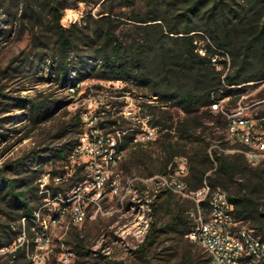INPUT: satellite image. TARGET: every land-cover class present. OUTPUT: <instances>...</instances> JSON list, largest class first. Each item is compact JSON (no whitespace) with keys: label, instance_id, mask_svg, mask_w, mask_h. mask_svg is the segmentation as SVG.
<instances>
[{"label":"trees","instance_id":"1","mask_svg":"<svg viewBox=\"0 0 264 264\" xmlns=\"http://www.w3.org/2000/svg\"><path fill=\"white\" fill-rule=\"evenodd\" d=\"M119 4L130 10L135 35L128 40L124 34L117 33L113 13L108 11L96 19L98 25L93 35L85 40L77 35L79 27L76 22L69 26L61 23L66 5L63 0H43L55 45L51 64L54 76L60 84L68 79V71L78 62L70 57V52L74 49L78 58L81 51H85L79 48L82 42L98 61L92 69L84 66L82 69L86 73L99 79L139 81L146 92L160 102V105H150L149 119L150 123L157 125L159 136L147 142L156 144L157 156L153 157V150L145 148L143 142H135L127 161L128 168L135 167L142 172L157 163L148 172L151 176L155 171H165L174 163L175 157H186L188 173L185 179L189 189L200 188L204 181L212 189H222L233 205L235 221L264 238L261 202L264 161L251 166L245 154L238 151L246 147L244 144L239 141L228 144L230 138L213 134V124L205 121V115L210 113L212 104L220 96L240 95L245 89L241 84L264 78V0H119ZM21 15L27 16L28 21L33 17L31 0H25ZM225 53L229 66L222 58ZM213 56L220 58L219 67L212 64ZM0 97H7L1 87ZM18 101L22 103L24 99ZM50 103L49 100L29 99L31 119L40 121L47 117L54 108ZM0 105H4L2 101ZM161 105L168 106V110L157 109ZM172 107H177L183 115L175 118L169 110ZM224 124L228 126V118ZM96 126L105 132L120 133L122 147H126L140 131L130 120L123 125L114 116ZM228 148L235 151L226 152ZM50 150L53 155L42 162L40 156L32 157L37 166L30 170L38 176L37 179L43 172V163L67 162L66 146ZM24 162L22 157L14 165H23ZM7 166H0V199L17 213V217L23 216L34 225V212L43 198L39 194V182L34 184L31 176L19 179L5 176ZM48 186L52 195L63 193L67 188L65 185ZM161 196L170 219L166 227H156L157 220L148 224L144 239L136 248L138 257L146 264H150L151 246L165 229L185 235L194 225L191 215L195 209L193 200L181 197L182 202H179L175 200L178 195L171 191H162L157 198ZM203 205L207 209V202ZM17 233L11 224L0 222V245L10 244ZM72 237L78 263L80 258H85V264H126L100 251L93 254L79 233ZM1 257L4 259L0 264H28L25 243ZM200 261L206 264V256L201 259L200 255L194 256L191 252L187 262L180 261L179 264H200Z\"/></svg>","mask_w":264,"mask_h":264},{"label":"rangeland","instance_id":"2","mask_svg":"<svg viewBox=\"0 0 264 264\" xmlns=\"http://www.w3.org/2000/svg\"><path fill=\"white\" fill-rule=\"evenodd\" d=\"M63 1L66 5L61 23L69 26L76 22L79 27L77 35L85 40L93 35L98 25L96 19L106 15L108 11L113 13L117 33L124 34L128 40L135 35L132 31L133 21L129 18L130 10L121 6L119 0ZM24 4L25 0H0V87L7 95L0 97L4 104L0 105V166L8 164L4 171L5 176L16 179L31 176L35 184L38 176L30 170L32 166H37L33 162L34 155L40 156L42 162L53 155L50 150L53 147L66 146L69 150L71 140L78 132L85 130L90 122L97 125L107 118L112 119L113 116L118 117L123 125H127V121L130 120L138 130L143 131L153 125L149 121L150 105H160V102L155 99L156 96L146 92L139 81L99 79L86 73L82 68L86 66L92 69L98 61L82 42L79 48L85 51H81L78 58L74 49L70 52V57L78 62L68 71V79L60 84L51 67L55 45L43 0H31L34 15L29 21L27 16L21 15ZM241 85L245 89L240 95L220 96L218 108L205 115L207 124H213L211 132L216 136L228 137L225 118L238 110L248 120L246 127L264 136V78ZM17 98L24 101L21 103ZM29 99L49 100L54 108L44 119L33 121L30 117ZM157 109L168 110V106L161 105ZM169 110L175 118L183 115L177 107ZM158 136L156 125V134L151 140ZM142 142L145 148L153 150L152 156L156 157L154 149L156 144ZM233 142L235 141L231 139L228 144ZM134 145L129 143L124 147V156L119 166L122 175L120 186L122 192L127 193L126 197L122 203L117 196L108 198L102 203L103 214L93 220L86 219L81 224H70L67 227L66 221L49 225L42 219L47 217L49 208L55 209L60 203L50 202L44 205L45 201L42 198L38 206L43 204L44 207L36 215L34 225H31L25 217H17V213L0 199V222L11 224L12 229L18 232L10 244L0 245V255L25 243L28 264H56L64 249H71L73 252L69 264H85L86 259L80 258L81 262L78 263L75 254L72 235L79 233L85 238L93 254L100 251L122 263L146 264L138 257L136 248L139 244L135 237L140 236L146 221L150 225V222L157 220L156 227H166L170 212L165 209L162 196L156 197L148 210L146 198L149 194L148 189L142 187L146 185L142 179L149 177V170L157 163L149 167V170L144 168L142 172L135 167L128 168L127 161ZM234 150L228 148L226 152ZM22 157L24 164L15 166L14 163ZM65 163L60 160H54L53 163L45 162L42 173L59 170ZM162 172L164 171H155L153 174ZM128 183L136 189L135 192L127 191ZM175 198L182 202L180 196ZM261 202L264 210V193ZM236 225L244 224L236 221ZM41 230L48 235L46 248L37 247L36 243L31 245V242H35L36 236L41 235ZM165 230L151 246L150 264L187 262L188 254L191 252L194 256L200 255L201 259L204 257L202 249L187 236L189 231L185 235H180L170 229ZM37 256L42 259H38ZM3 259L4 257H1L0 261ZM200 264L203 262L200 261Z\"/></svg>","mask_w":264,"mask_h":264},{"label":"built area","instance_id":"3","mask_svg":"<svg viewBox=\"0 0 264 264\" xmlns=\"http://www.w3.org/2000/svg\"><path fill=\"white\" fill-rule=\"evenodd\" d=\"M200 52L204 53L203 50ZM222 58L229 62L227 53ZM218 59L220 58L217 56L211 58L212 64L217 67ZM211 107L217 109L218 101ZM247 125L248 120L241 115V111H235L228 115L227 135L230 140L239 141L246 146L238 151L243 152L247 161L256 166L264 161V136L252 132ZM140 132L130 144L153 139L156 126H148ZM122 142L120 133L105 132L92 122L85 130L78 132L71 140L67 162L62 168L53 174L44 172L38 179L39 194L43 195L45 201L43 204L60 203L55 209L49 208L47 217L42 221H47L49 225L66 221V227L81 224L86 219L93 220L103 214L102 203L108 198L117 196L122 203L127 195L120 186L122 175L119 166L124 156ZM187 173L186 157L177 156L164 172L142 179L149 194L146 198L148 210L151 202L162 191H171L180 197L189 198L194 201L195 209L191 211L194 225L187 236L205 253L206 264H264V238L247 226L236 225L233 205L226 192L220 188L212 189L206 181L200 188L190 190L185 179ZM49 184L65 185L67 188L63 193L52 195ZM126 189L128 192L136 191L129 183ZM204 202H207V209L204 208ZM43 204L35 210V215L44 207ZM147 228L146 221L140 236L135 237L137 243L143 241ZM48 241L44 230L35 238L36 246L40 248H46ZM72 255L71 249H64L56 264H69ZM37 258L42 259L39 256Z\"/></svg>","mask_w":264,"mask_h":264}]
</instances>
